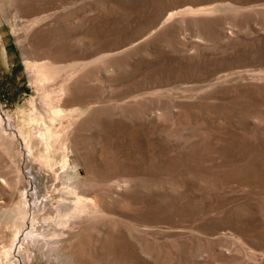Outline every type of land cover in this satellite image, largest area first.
<instances>
[{
	"label": "rangeland",
	"instance_id": "obj_1",
	"mask_svg": "<svg viewBox=\"0 0 264 264\" xmlns=\"http://www.w3.org/2000/svg\"><path fill=\"white\" fill-rule=\"evenodd\" d=\"M0 264H264V0H0Z\"/></svg>",
	"mask_w": 264,
	"mask_h": 264
}]
</instances>
